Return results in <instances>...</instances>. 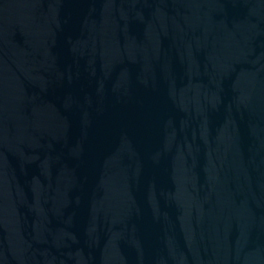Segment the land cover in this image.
I'll use <instances>...</instances> for the list:
<instances>
[{
  "label": "water",
  "instance_id": "water-1",
  "mask_svg": "<svg viewBox=\"0 0 264 264\" xmlns=\"http://www.w3.org/2000/svg\"><path fill=\"white\" fill-rule=\"evenodd\" d=\"M0 264H264V0H0Z\"/></svg>",
  "mask_w": 264,
  "mask_h": 264
}]
</instances>
